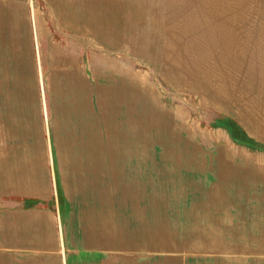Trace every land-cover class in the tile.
<instances>
[{"label":"rangeland","instance_id":"374dc122","mask_svg":"<svg viewBox=\"0 0 264 264\" xmlns=\"http://www.w3.org/2000/svg\"><path fill=\"white\" fill-rule=\"evenodd\" d=\"M260 76L264 0H0V195L53 173L65 210L104 192L264 213V106H242Z\"/></svg>","mask_w":264,"mask_h":264},{"label":"crops","instance_id":"0c3cea01","mask_svg":"<svg viewBox=\"0 0 264 264\" xmlns=\"http://www.w3.org/2000/svg\"><path fill=\"white\" fill-rule=\"evenodd\" d=\"M53 176L40 192L0 195V264H264L259 207L235 214L186 209L180 194L103 192L65 210Z\"/></svg>","mask_w":264,"mask_h":264},{"label":"bare ground","instance_id":"6f19581e","mask_svg":"<svg viewBox=\"0 0 264 264\" xmlns=\"http://www.w3.org/2000/svg\"><path fill=\"white\" fill-rule=\"evenodd\" d=\"M179 11L180 10L173 12V18L172 19L177 20L179 18V15H181V13H179ZM211 34H213V33L211 32ZM259 79H260L259 80L260 83L261 84L263 83L262 84L263 87L261 89H259L257 92L256 91H253V87L245 88L246 98L248 100L245 101L244 103H242V106L244 107V109L246 108L248 111H253V108L252 107L255 106V105L256 106L257 105L264 106V76H260ZM226 90H228V93L231 94V88L226 87ZM230 94H226V95L229 96ZM253 99H255L257 101H253ZM91 146H93V145H91ZM107 146H109V145H107ZM110 147H112V145ZM257 164H260V165L257 166V169L256 170L259 172V174L264 175V163L261 164V162L258 161Z\"/></svg>","mask_w":264,"mask_h":264}]
</instances>
